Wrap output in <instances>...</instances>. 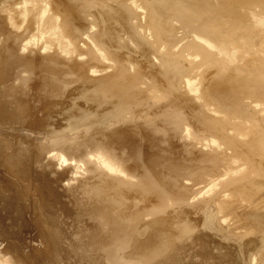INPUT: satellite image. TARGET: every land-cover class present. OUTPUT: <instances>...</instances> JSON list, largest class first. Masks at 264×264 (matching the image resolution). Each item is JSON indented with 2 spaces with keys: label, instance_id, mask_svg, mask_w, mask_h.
I'll return each instance as SVG.
<instances>
[{
  "label": "bare ground",
  "instance_id": "bare-ground-1",
  "mask_svg": "<svg viewBox=\"0 0 264 264\" xmlns=\"http://www.w3.org/2000/svg\"><path fill=\"white\" fill-rule=\"evenodd\" d=\"M69 245L258 264L264 0H0V264H69Z\"/></svg>",
  "mask_w": 264,
  "mask_h": 264
},
{
  "label": "rangeland",
  "instance_id": "rangeland-1",
  "mask_svg": "<svg viewBox=\"0 0 264 264\" xmlns=\"http://www.w3.org/2000/svg\"><path fill=\"white\" fill-rule=\"evenodd\" d=\"M60 122H62V121L59 120V125H60V126L57 125V124H54V126L52 125L51 128L53 129V128L55 127V130L58 131V133H57V132L53 129V130H54L53 135H56V133H57V135H59V133L62 134L64 128H65V130H67V129L70 130V129H69L70 127L64 126V125H62ZM55 123H56V122H55ZM63 123H64V121H63ZM59 127H60V128H59ZM63 127H64V128H63ZM57 128H59V129H57ZM61 128H62V129H61ZM74 128H75V127H74ZM71 129H72V128H71ZM59 130H60V131H59ZM55 132H56V133H55ZM72 135H73V136H72ZM65 136H66L67 138H70V139H73V138H74V139H75V138L78 139V138L80 137L79 134H75V135H74V133H69V135H68V134H65ZM35 137H36L37 139H36ZM41 138H42V136H41L40 134H39V135H35L34 138H33V139H35V141L33 140L34 143H35V144H45V145H47L48 142L50 141V138H52V137L49 138V141H48L47 143H46V142L44 143V139L41 140ZM39 139H40V140H39ZM37 141H38V143H37ZM45 141H46V140H45ZM51 141H52V140H51ZM42 142H43V143H42ZM23 143H25V142H23ZM49 144H52V142H49ZM49 144H48V145H49ZM36 146H37V145H36ZM21 184H23V182H21L20 185H21ZM22 186H23V185L20 186V189L22 188ZM21 192H23V191H21ZM24 193L26 194V192H24ZM24 193H22V194L24 195ZM26 196H27V194L24 195L23 197H25V199H26ZM28 200H29V199H28ZM35 200H37V202H38V199H35ZM20 201H22V200H20ZM23 202H24V204H23ZM33 202H34V201H33ZM28 203L30 204V202H27V204H28ZM29 204H28V205H29ZM21 205L24 206L25 208L22 207ZM28 205H27V207H26V203H25V201H22V203H20V204L17 206V210H15V211H17L16 213L18 214L17 217H19V215L21 216V213H22V214H23V212L25 213V212L27 211L26 208H28V207L31 208V206H33L34 204H33V205L30 204L29 206H28ZM37 205H38V203H37ZM20 206H21V207H20ZM19 207L22 208L23 211H22ZM33 207L36 209V210H35L36 212H37L38 208H39V210H40V208H41V210L43 209V206H42V207L40 206V207H38V208L35 207V206H33ZM24 209H25V210H24ZM33 210H34V209H33ZM39 210H38V216H37V217H38V218L41 217V216H42V218L45 217L44 215H42L41 213H39ZM18 211H19L20 213H19ZM21 211H22V212H21ZM35 211H34V212H35ZM36 212H35V213H36ZM82 212H83V210H82ZM16 213H15V214H16ZM35 213H32V215L35 214ZM35 215H36V214H35ZM35 215H33V216H35ZM81 215H82V214H81ZM47 217H49V216H47ZM81 217H82V216H81ZM85 218H86V219H85ZM39 219H40V218H39ZM54 219H55V218H54ZM62 219H64V218L62 217ZM68 219H69V218H68ZM88 219H89V218L84 217V218H82L80 221H81V223H82V222L84 223V221L86 222V220L88 221ZM48 220H49V219H47V222H48ZM69 220H72V218L69 219ZM74 220L76 221V219H74ZM89 221H90V220H89ZM43 222H46V220L43 221ZM76 222H78V220H77ZM52 223H53V222H52ZM52 223H51V225H52ZM60 224H61V223H60ZM88 225H90V224H88ZM81 234H82V236L86 235V234H84V233H80V235H81ZM78 236H79V235H78ZM78 236H77V237H78ZM82 236H79V237H78V240L81 241V239H82L81 237H82ZM85 237H86V236H85ZM85 237H84V238H85ZM79 238H80V239H79ZM69 239H71V241H70ZM74 240H76V241H74ZM78 240H77L76 238H74V236H73V237H71V236L69 237V236H68V241H69V243H73V244H74V243H76ZM82 240H84V239H82ZM84 242H85V241H84ZM229 243H231V242H229ZM78 244H79V243H78ZM69 246H70V248H67L68 250H66V253H68V255H67V254H66L67 256L65 255V257H67V258H64V259H65L64 262L67 260V261H69V264H73V263L76 264L75 262H77V264H87V263H88V264H94V263L97 264L96 261H95V262L93 261L94 259H96L95 257H93V256H89L88 254H87L88 256H86V255H85L86 252L79 251L80 248H79V249H78V248H74L75 250H73V249L71 248V247H73V245H72V246L69 245ZM77 250H78L79 252H78ZM81 252H82V254H83L84 256L81 255ZM84 253H85V254H84ZM69 254H72V255H69ZM73 254H74V255H73ZM76 254H78V255H76ZM241 254H242V255H241ZM241 254H239V252H237V251H236V253H235V255L240 256V258H241L242 260L245 259V262H246V260H247L250 256H251V258H252L253 255H254L253 252H247L245 249H244L243 253H241ZM263 254H264V253L262 252V253H260L259 256H258V259H259V260H258V264H264V256H263ZM249 255H250V256H249ZM261 255L263 256V258H262ZM76 256H77V257H76ZM113 256H114V257H113V260H117V259H118L117 256H116L117 258L115 257V254H114ZM69 257H70V258H69ZM73 257H75V258L73 259ZM81 257H82L83 260L81 259ZM87 257H89V258H88L89 260L87 259ZM234 257H235V256H234ZM90 258H91V259H90ZM235 258H236V257H235ZM68 259H69V260H68ZM80 259H81V260H80ZM86 259H87V260H86ZM249 259H250V258H249ZM260 260H261V261H260ZM70 261H72V263H71ZM90 261H91V262H90ZM99 261H100V260H99ZM92 262H94V263H92ZM239 262H240V261H239ZM66 263H68V262H66Z\"/></svg>",
  "mask_w": 264,
  "mask_h": 264
}]
</instances>
